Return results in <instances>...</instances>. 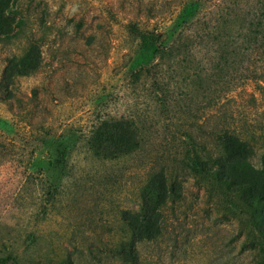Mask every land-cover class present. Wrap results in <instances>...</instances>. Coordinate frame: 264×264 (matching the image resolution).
Instances as JSON below:
<instances>
[{
  "label": "rangeland",
  "instance_id": "374dc122",
  "mask_svg": "<svg viewBox=\"0 0 264 264\" xmlns=\"http://www.w3.org/2000/svg\"><path fill=\"white\" fill-rule=\"evenodd\" d=\"M186 1L0 0V264H255L237 197L181 160L226 132L251 152L229 174L264 189V49L204 41L148 73L126 26L162 31ZM159 170L181 198L132 262L127 223Z\"/></svg>",
  "mask_w": 264,
  "mask_h": 264
},
{
  "label": "trees",
  "instance_id": "16d2710c",
  "mask_svg": "<svg viewBox=\"0 0 264 264\" xmlns=\"http://www.w3.org/2000/svg\"><path fill=\"white\" fill-rule=\"evenodd\" d=\"M126 26L139 39L144 63L139 65L138 70L148 73L165 59H174L178 52L204 41L217 42L222 49L231 48L245 55L255 49H264V0H187L173 23L166 25L162 31L141 29L134 22ZM6 91L2 78L0 95ZM7 125L8 121L0 117V127ZM100 131L101 127L96 136ZM88 144L93 153L102 155L95 136L88 140ZM215 147V151L203 146L200 154L186 153L181 160L182 170L209 182L213 188L221 189L227 197H237L236 210L252 227L245 243L250 245L248 239L251 238V246L256 248L257 254L255 264H264V189H258L252 183H237L228 171L231 160L247 158L251 154L249 146L246 141H238L225 132L217 136ZM112 154L109 151L103 155ZM180 186L178 174L165 170L155 171L147 178L141 194V227L133 222L127 223V253L132 262L137 260L135 242L139 239L152 240L159 235L161 226L158 227L156 220L162 217L168 202L176 203L181 198ZM254 240L258 245H254ZM1 260L5 261L4 258Z\"/></svg>",
  "mask_w": 264,
  "mask_h": 264
}]
</instances>
